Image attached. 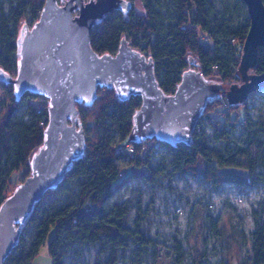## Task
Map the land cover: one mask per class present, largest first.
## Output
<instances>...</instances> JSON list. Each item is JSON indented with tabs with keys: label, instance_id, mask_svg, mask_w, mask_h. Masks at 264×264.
I'll list each match as a JSON object with an SVG mask.
<instances>
[{
	"label": "trees",
	"instance_id": "trees-1",
	"mask_svg": "<svg viewBox=\"0 0 264 264\" xmlns=\"http://www.w3.org/2000/svg\"><path fill=\"white\" fill-rule=\"evenodd\" d=\"M44 1L11 0L8 14H0V66L12 75L17 71L16 40L22 22L32 7V21H35ZM139 1L143 11H137L134 6L127 14L114 11L92 28L90 42L96 52L115 53L124 34L134 48L147 55L150 50L156 78L166 93L176 89L183 70L189 67V55L196 57L205 77L216 76L224 83L239 80L238 66L249 28L248 17L242 16L245 7L242 0L222 3L219 8L213 0ZM253 71L264 73L262 47H259ZM0 95H4L0 104L1 204L11 193L8 188L13 190L18 185L15 172L26 170L28 176L31 171L33 149L43 144L48 102L40 101L39 96L31 92H25L15 101L12 84H1ZM242 104L230 105L224 94L207 102L191 144L171 147L165 143L170 151L169 161L151 166L148 157L153 151L152 142L132 143L133 150L126 145L132 116L140 107L141 98L136 96L121 101L114 88L98 87L97 98L89 107L78 104L87 144L83 156L72 163L61 184L48 190L35 204L21 227L17 245L4 264H36V256L48 238L52 264H63L65 247L75 240L104 241V248L110 253L108 264H115L118 248L129 239L138 250L154 244L141 230L138 219L134 226L123 222L128 212L126 204L108 203L109 198L135 175L154 182L171 168L173 172L199 173L216 185L225 180L241 187L253 184L260 178L256 167H264V138L252 139L247 134L244 143L235 141L233 146L222 149L210 146L205 131L199 129L201 123L210 122L216 139L232 142L226 120L244 116ZM20 106L25 107L27 118L14 115ZM42 120L45 124L40 123ZM150 140L156 141L155 138ZM124 156L129 157V168L120 164ZM228 167L244 169L248 175L224 172ZM73 186L77 190L76 198L66 199ZM29 225L34 227V233L26 241L23 229ZM177 253L178 262H181L180 245ZM251 264H264V226L258 221L253 232Z\"/></svg>",
	"mask_w": 264,
	"mask_h": 264
},
{
	"label": "water",
	"instance_id": "water-1",
	"mask_svg": "<svg viewBox=\"0 0 264 264\" xmlns=\"http://www.w3.org/2000/svg\"><path fill=\"white\" fill-rule=\"evenodd\" d=\"M242 1L249 28L238 66L240 82L225 84L219 77H205L189 55L190 66L172 93L160 87L150 50L147 55L134 48L124 34L115 53L99 54L91 45L92 28L111 12L127 14L131 0H45L32 26L22 22L16 74L0 66V85L12 84L15 101L25 92L47 97L48 123L43 144L31 154L30 175L0 204V264L17 245L35 204L57 188L72 163L83 156L87 144L78 104L89 107L98 87L114 88L121 101L141 97L128 142L155 138L171 147L191 144L207 102L224 94L230 105H240L264 87V73L253 71L259 47L264 50V0Z\"/></svg>",
	"mask_w": 264,
	"mask_h": 264
},
{
	"label": "rangeland",
	"instance_id": "rangeland-1",
	"mask_svg": "<svg viewBox=\"0 0 264 264\" xmlns=\"http://www.w3.org/2000/svg\"><path fill=\"white\" fill-rule=\"evenodd\" d=\"M232 1L213 0L218 8L222 3L230 4ZM10 4L11 0H0V14H8ZM133 6L137 11H143L139 0H133ZM242 16H247L246 7ZM32 18L33 7L25 18L30 26L34 23ZM204 42H208L207 39ZM193 59L197 61L196 57ZM3 99L4 95H0V104ZM242 105L244 116L238 120H226L232 142L216 139L210 122L199 125V129L205 131L210 146L224 149L228 145L233 146L235 141L244 143L247 134L252 139L264 138V87L255 91ZM25 114L24 106L14 111L15 116L27 118ZM147 140L153 145L148 157L151 166L169 161V147L164 142ZM120 164L129 168V157H122ZM223 171L248 175V171L241 168L228 167ZM256 172L260 178L246 187L228 180L216 185L199 173L173 172L171 168L154 182L135 175L109 198L108 203L126 204L128 212L123 222L134 226L138 219L141 230L152 238L154 244L138 250L134 241L129 239L118 248L115 264H251L256 221L264 226V167L258 165ZM15 174L19 184L27 176V171L20 169ZM11 190L8 188V192L12 193ZM76 191L73 186L66 199L74 200ZM33 233V226L24 227L26 241ZM178 245L183 254L181 262H178ZM104 246V241L75 240L65 247L63 264H108L110 253ZM35 263L52 264L49 238L41 246Z\"/></svg>",
	"mask_w": 264,
	"mask_h": 264
},
{
	"label": "built area",
	"instance_id": "built-area-1",
	"mask_svg": "<svg viewBox=\"0 0 264 264\" xmlns=\"http://www.w3.org/2000/svg\"><path fill=\"white\" fill-rule=\"evenodd\" d=\"M254 92H252V93H250L249 95H248V97H247V99L253 94ZM39 96V98H40V101H42V102H48V98L47 97H45V96H43V95H38ZM136 96H138V95H136ZM136 96H131V97H136ZM130 97V98H131ZM138 97H140V96H138ZM141 98V97H140ZM246 99V100H247ZM41 124H45V122H44V120H42L41 122H40ZM131 143V142H130ZM129 142L126 144L127 145V147L128 148H130L131 150H133V145H132V143L130 144Z\"/></svg>",
	"mask_w": 264,
	"mask_h": 264
}]
</instances>
